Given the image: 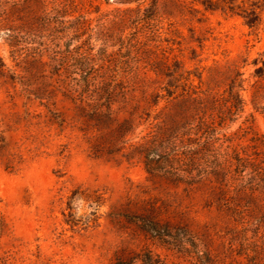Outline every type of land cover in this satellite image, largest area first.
<instances>
[{
  "label": "rangeland",
  "instance_id": "374dc122",
  "mask_svg": "<svg viewBox=\"0 0 264 264\" xmlns=\"http://www.w3.org/2000/svg\"><path fill=\"white\" fill-rule=\"evenodd\" d=\"M0 58V133L24 160L14 173L0 166V264H115L145 249L197 264L138 217L182 229L211 264H264V193L228 188L220 173L176 185L130 148L205 117L212 154L259 163L264 10L250 27L199 0H0ZM90 69L96 83L116 80L128 93L127 104L115 99L122 112L111 125L77 100ZM77 189L84 230L64 222Z\"/></svg>",
  "mask_w": 264,
  "mask_h": 264
},
{
  "label": "trees",
  "instance_id": "16d2710c",
  "mask_svg": "<svg viewBox=\"0 0 264 264\" xmlns=\"http://www.w3.org/2000/svg\"><path fill=\"white\" fill-rule=\"evenodd\" d=\"M201 5L210 11H219L223 14L239 16L243 18L246 24L250 27L257 26L261 21V13L264 10V0H199ZM0 67L4 68L5 64L0 58ZM90 71L84 72L83 86L76 83L81 91L78 93V99L83 105L84 102L90 107L87 112L88 117L98 122L102 120L106 125H111L116 120L122 111L121 109L114 110V105L117 102L115 99L119 96L123 104H127V95L125 88L114 84L116 80L111 82H97L95 76H92ZM114 74V79L116 78ZM78 92L77 90H75ZM165 97L168 99L173 97L171 89H166ZM159 96L157 100L149 102V107L158 106ZM93 101L89 103L88 101ZM241 105V104H240ZM146 111V110H145ZM148 111V110H147ZM132 115V113H130ZM148 118L151 114L146 112ZM156 119V118H155ZM57 121V120H56ZM128 120H126L127 122ZM99 123V122H98ZM123 131V130H122ZM264 139V138H263ZM138 146L132 144L130 148L133 150L139 149L141 156L145 158L146 169L150 174L160 172L163 175L174 178L176 185H186L192 187L198 183V179L209 174H223L225 177L224 186L231 188L233 185L245 192L246 186L250 185L249 190L252 194L255 192L264 193V157L259 160V163H246V160L238 155L235 158L221 156L220 153L212 154L209 148H214L216 138L212 135V130L208 126L205 117H199L192 123H188L182 127L177 133H170L166 137L153 135L152 132L143 136ZM260 145L264 148V140L260 141ZM116 147V146H115ZM118 149V148H116ZM106 152V154H114ZM223 158V162L221 159ZM156 160V161H155ZM24 163L22 156L12 153L8 148L5 138L0 133V166L10 173L17 172L19 167ZM235 166V169L232 167ZM160 169L161 171H158ZM162 170H164L162 172ZM212 170V171H211ZM220 171V172H219ZM253 184V185H252ZM86 198L81 193V190H74L68 199L67 210L68 214L64 215V222L73 230H84V227L89 225L90 220L84 223L81 218L75 214L76 202L85 200ZM97 199V200H96ZM95 202L98 203L101 196H97ZM229 206V203L226 202ZM94 216V222L98 217ZM136 224L149 234L151 238L160 241L164 246L169 248H177L185 253H190L196 258L197 264H211L210 260L201 252L195 242H189V235H177L180 228H171L168 225H161L152 217H138ZM190 245V248H188ZM115 264H169L161 259L152 251L145 249L135 254L127 260H117Z\"/></svg>",
  "mask_w": 264,
  "mask_h": 264
}]
</instances>
